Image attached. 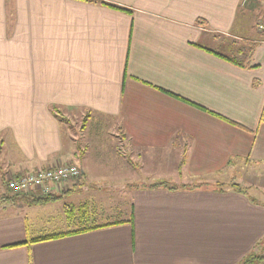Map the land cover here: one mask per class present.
<instances>
[{"label": "crops", "instance_id": "0c3cea01", "mask_svg": "<svg viewBox=\"0 0 264 264\" xmlns=\"http://www.w3.org/2000/svg\"><path fill=\"white\" fill-rule=\"evenodd\" d=\"M100 1L130 11L0 0V264L237 263L264 236V40L255 68L203 43L256 36L243 0ZM63 117L83 120L78 150ZM105 155L133 175L97 173ZM71 163L54 199L5 197L10 176ZM127 180L130 221L27 242L118 220L92 222L93 193Z\"/></svg>", "mask_w": 264, "mask_h": 264}, {"label": "rangeland", "instance_id": "374dc122", "mask_svg": "<svg viewBox=\"0 0 264 264\" xmlns=\"http://www.w3.org/2000/svg\"><path fill=\"white\" fill-rule=\"evenodd\" d=\"M247 0H243L242 6L244 8L246 17L249 18L250 24L249 26L251 27L250 34L255 32L256 34L260 33L261 30L263 29L264 26V0H248V3H246ZM247 34V32L245 33ZM242 39H229L224 40L220 39L219 41H213L205 38L203 39V43H205L207 46H210L217 51H220L222 53H228L229 49L232 47L235 48V46H240L243 44L241 41ZM228 41V42H226ZM76 120H80L76 122ZM71 119H68L66 117H63L62 121V129H63V143H64V148L63 150H67L71 144L74 147V150L77 149V145H79V141L77 139L71 138L70 137V132L71 134H75L76 132L80 131L81 129V122L83 123L82 118L81 119H74V122ZM72 123V124H71ZM75 132V133H74ZM5 148V147H4ZM1 149V148H0ZM3 151V149H2ZM106 153H110L109 151ZM2 157L3 154H0V166H4L2 162ZM55 157H58L57 155L51 156V159H54ZM111 155H105V158L103 160V164H97L96 172L97 173H102V174H109L111 179L118 178L122 176H127L131 177L133 174L131 170H127L124 172L123 168L121 169L119 162L117 160L110 161L109 159H112ZM113 163H116L114 165ZM76 165V164H75ZM78 166V165H77ZM102 171V172H101ZM0 174H1V169H0ZM133 180H127V186H102L96 187L95 188V203L92 201L91 206L96 208V214L95 218H91L92 222L94 223H99L101 221H108L112 219H118V220H124L128 219L130 217V212H131V191L132 187L137 183L139 185L140 181H133ZM124 181H115L112 183L119 184ZM125 183V182H124ZM148 183V182H146ZM249 189L248 187H246ZM91 194V195H93ZM252 194L256 196L257 199L261 200L264 202V195L252 191ZM90 196V194H89ZM104 203L102 206L101 203ZM93 207V209H94ZM103 212V216L102 213Z\"/></svg>", "mask_w": 264, "mask_h": 264}, {"label": "trees", "instance_id": "16d2710c", "mask_svg": "<svg viewBox=\"0 0 264 264\" xmlns=\"http://www.w3.org/2000/svg\"><path fill=\"white\" fill-rule=\"evenodd\" d=\"M85 1L100 2L102 4L109 5V6L121 9V10L130 11L127 8H124V7H121V6L112 4V3H108L105 1H100V0H85ZM197 22L205 25V21L202 19H198ZM263 40H264V26H263V29L261 30V32L256 34L255 37L245 36L241 40L243 42V44H241L240 46H235V48L231 46V48H230L231 50L228 51V53H222V52H219L217 50H212V49H209V50L212 51L213 53H215L216 55L223 57L224 59H226L227 61L231 62L232 64H234L238 67L255 68V67L259 66V64L253 63V57H254L255 49H256L258 43L260 41H263ZM52 110L55 111L58 115H61L58 108L53 107ZM81 174L82 173H80V175ZM224 184L225 183H217L216 185L217 186H223ZM229 184L231 187H235L239 191H242V192L247 191V188L241 186L239 183L231 182ZM160 185L166 186L169 189H178V188H184V187L188 186V185H181V186L169 185L167 182L162 181V182H157V183L152 184L151 187H156V186H160ZM196 186H202V184L196 185ZM196 186H191V187L193 188ZM6 188L8 190V193H6L7 195H5V197L11 198V200L13 199V201L15 199H17L18 197H20L21 195L23 197L28 196V199L31 200L32 203H44V202H47L51 199H54V197H55V196H53V194L51 192L47 193V194H42V193L31 191V192H25V193H30V194H24V192H18L17 193V192H13L8 187H6ZM9 191H10V193H9ZM29 200H27V201H29ZM125 221H130V220H116V221L105 222L102 224H95V225H91V226L80 227V228H77V229L71 230V231L53 232V233L42 234L40 236H36V237L29 239L27 242L33 243V242H38V241L60 238V237H63L65 235L80 233L83 231L93 230V229H97V228H101V227H107V226H111V225H117V224L123 223ZM235 264H264V236L259 241H257L254 244V246L251 248V250Z\"/></svg>", "mask_w": 264, "mask_h": 264}, {"label": "built area", "instance_id": "2783aa9c", "mask_svg": "<svg viewBox=\"0 0 264 264\" xmlns=\"http://www.w3.org/2000/svg\"><path fill=\"white\" fill-rule=\"evenodd\" d=\"M80 173V168L75 164L56 165L12 175L7 178L6 184L10 190L17 193L34 191L47 194L56 184L76 179Z\"/></svg>", "mask_w": 264, "mask_h": 264}]
</instances>
